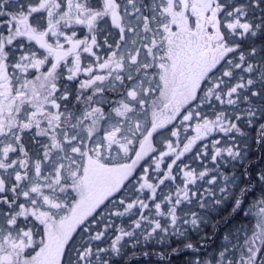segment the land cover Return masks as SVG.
<instances>
[{
  "label": "snow or ice",
  "instance_id": "obj_1",
  "mask_svg": "<svg viewBox=\"0 0 264 264\" xmlns=\"http://www.w3.org/2000/svg\"><path fill=\"white\" fill-rule=\"evenodd\" d=\"M0 264H264V0H0Z\"/></svg>",
  "mask_w": 264,
  "mask_h": 264
}]
</instances>
